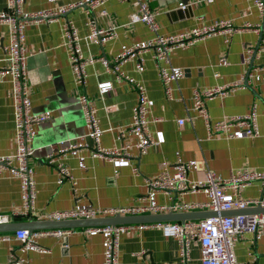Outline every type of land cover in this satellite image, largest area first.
<instances>
[{"label": "crops", "instance_id": "obj_1", "mask_svg": "<svg viewBox=\"0 0 264 264\" xmlns=\"http://www.w3.org/2000/svg\"><path fill=\"white\" fill-rule=\"evenodd\" d=\"M79 1L82 0H25L23 9H59ZM179 1L150 0L151 8L157 12L160 35L176 34L220 19L231 21L238 29L228 42L224 35L217 34L171 53L176 73L172 100L165 97L150 51H135L120 66L119 71L124 75L143 83L149 100L146 118L153 143L141 156L134 146L135 135L127 129L132 108L137 103V90L131 83L118 80L99 60L104 57L112 64L114 57L123 50L154 37L155 33L144 23L130 21V15L135 11L132 0H107L95 9L98 25L112 28L114 34L103 45L80 42L84 57L95 58L85 65L83 85L74 81L63 44L62 25L66 20H72L79 34L85 35L88 32L85 8L77 6L55 18L28 22L25 50L32 112L50 115L49 119L35 124L32 139L35 150L30 164L37 188L33 220H43V215L49 211L74 206L107 208L169 205L172 200L207 201L203 192L180 195L174 191L168 194L146 189L143 176L153 177L165 170L172 173L173 166L178 163L189 164L188 176L194 180L203 179L208 170L228 178L239 168L264 169V51L258 50L252 61L260 33L241 28L246 23L261 25L264 17L253 0H181L186 4L183 9L179 7ZM4 8L5 0H0V10ZM263 39L264 35L261 43ZM7 42V26L0 24V67ZM221 57L226 58V64L220 63ZM137 64H140L139 69ZM242 75L241 86L225 96L207 99L205 105L209 118L217 121L226 116L245 114L255 104L260 136L209 138L202 118L188 110L192 105V90L234 83ZM107 81L111 82V89L100 94L98 84ZM80 95H86L96 108L98 125L103 130L100 146L109 149L129 145V158L107 160L92 156L91 149L95 145L85 136ZM80 137H85L88 146L65 157L71 178L58 183L57 171L47 163L46 155L59 142ZM14 147L11 84L7 77L0 75V155L13 152ZM135 163L143 176L132 173L131 167ZM240 194L243 198L264 195V181L242 187ZM21 209L20 181L7 175L0 176V215L9 218L5 223L27 221L30 216H23ZM155 223H146L143 227L132 224L124 231L120 237L119 264H177V240L163 237ZM89 228L76 227L67 237L37 235V245L44 251L24 249L16 231L0 232V237H6L0 240V264H8L10 259L18 264H103L104 235ZM234 252L237 264H264V234L256 238L253 233H244L236 242ZM189 254L188 264H201L202 249L197 241L191 242Z\"/></svg>", "mask_w": 264, "mask_h": 264}, {"label": "built area", "instance_id": "obj_2", "mask_svg": "<svg viewBox=\"0 0 264 264\" xmlns=\"http://www.w3.org/2000/svg\"><path fill=\"white\" fill-rule=\"evenodd\" d=\"M107 0H82L77 3L62 6L59 9H44L38 11H25L23 5L25 0H5V8L0 10V24L7 26L8 42L3 47V64L0 67V75L7 77L11 84V98L13 104V125L15 147L13 152L0 155V176L17 178L20 181L22 193L23 216H30L35 209V199L37 194L34 170L30 164V159L34 154L32 139L35 135V124L50 118L47 113L35 114L32 112L31 89L28 83L26 70L27 53L25 50V28L28 22L41 19L55 18L65 14L77 6H83L86 12L85 25L88 32L81 36L72 20H66L62 25L63 44L68 53V60L77 85L85 83V65L93 62L95 58L89 56L85 58L80 42L86 44L103 45L114 34L112 28H102L98 25L95 9L101 7ZM124 1V0H118ZM201 1V0H196ZM210 2L212 0H206ZM255 6L264 17V0H253ZM135 11L130 15L132 23H144L154 37L136 43L132 47L123 50L114 57L112 64L104 57H99L106 69L113 72L118 80H124L132 85L138 93L136 105L132 108L131 121L127 127L136 138L134 146L138 150L139 156L146 153L153 143V136L148 129L149 100L143 83L133 77L124 75L119 71L120 66L135 51H150L155 60L165 97L169 100L174 98L172 83L176 80L175 69L171 63V53L177 48H186L196 41L217 34L224 35L225 42H228L231 35L238 29L229 20H217L210 24L194 26L190 29L172 35H160L156 22V10L150 6V0H132ZM186 4L181 0L179 7L185 8ZM104 13V10H101ZM241 28L253 29L260 32V25L246 23ZM264 35V30L263 33ZM259 51H264V39ZM220 63L226 64V58L221 57ZM140 68V64H137ZM244 81L242 78L234 83L220 85L204 90H192V105L188 109L201 117L205 131L209 138L224 136L225 138H235L239 136L258 137L260 132L256 121L255 104L249 112L239 115H230L217 121L209 118L208 110L205 105L207 99L216 96H225L241 86ZM111 89V82L98 84L100 94H104ZM79 105L81 107L84 124L86 127V137H90L94 142L91 149L93 157H100L107 160L127 159L129 145L113 147L109 149L100 146V136L103 130L99 127L96 108L86 95H80ZM189 119L191 116L188 117ZM182 123V120H180ZM235 129V130H234ZM85 137L73 140L61 141L46 155L48 164L53 165L58 174V183L71 178L68 166L65 164V157L81 151L88 144L84 141ZM188 163H178L173 166V172L161 171L153 177L143 176L138 164L131 167L132 173L136 176H143L146 189L149 192L162 191L170 194L172 191L182 195L185 193L203 192L208 200L205 202H172L169 205H129L118 207H93V206H74L64 210H53L43 215L44 220H73L90 219L97 217H111L114 215H139L148 212L168 213L184 211L213 210L223 211L230 209H243L247 207H264V195L257 198H243L240 194L241 188L250 185L255 181H264V169L261 171L248 168L235 170L228 178H221L208 170L203 179H190ZM7 215H0V224L8 221ZM132 225V224H130ZM127 224L92 226V231L101 232L104 235V256L103 264H119L120 237L130 226ZM143 227L146 223L138 224ZM155 225L160 229L163 237L174 238L178 242L179 256L177 264H188L190 260L189 248L192 241H197L202 249L201 264H237L235 257V245L240 237L246 232L253 233L256 238L264 234V214H243L229 216H215L202 219H190L184 222L163 221ZM75 228H55L33 231L29 234L28 230H18L15 232L17 239L23 243V248H39L36 236L47 234L53 236H69ZM6 237H0V240ZM18 261L10 259L8 264H18Z\"/></svg>", "mask_w": 264, "mask_h": 264}, {"label": "water", "instance_id": "obj_3", "mask_svg": "<svg viewBox=\"0 0 264 264\" xmlns=\"http://www.w3.org/2000/svg\"><path fill=\"white\" fill-rule=\"evenodd\" d=\"M185 2V1H184ZM183 2V3H184ZM264 18L260 25V37L255 45L253 57L260 48L261 39L263 38ZM251 61V63H252ZM243 214H264V207L254 206L243 209H230L223 211L213 210H200V211H184V212H168V213H155V214H139V215H114L111 217H97L90 219H73V220H33L29 218L23 222H8L0 224V232L28 230L32 234L35 230L55 229V228H76V227H92L103 225H116V224H143L150 222H163V221H180L184 222L190 219H202L215 216H229V215H243ZM151 264H154L151 262Z\"/></svg>", "mask_w": 264, "mask_h": 264}]
</instances>
